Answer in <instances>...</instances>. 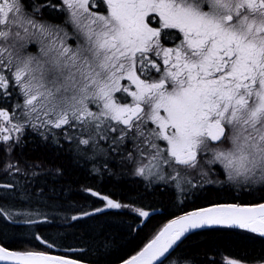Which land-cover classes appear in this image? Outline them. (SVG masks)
I'll list each match as a JSON object with an SVG mask.
<instances>
[{"label": "snow or ice", "instance_id": "1", "mask_svg": "<svg viewBox=\"0 0 264 264\" xmlns=\"http://www.w3.org/2000/svg\"><path fill=\"white\" fill-rule=\"evenodd\" d=\"M154 216L117 264H218L185 251L205 233L264 247V0H0V264H102Z\"/></svg>", "mask_w": 264, "mask_h": 264}, {"label": "trees", "instance_id": "2", "mask_svg": "<svg viewBox=\"0 0 264 264\" xmlns=\"http://www.w3.org/2000/svg\"><path fill=\"white\" fill-rule=\"evenodd\" d=\"M25 156L36 158L50 157L48 150L39 145L36 141H30L24 149ZM65 168L68 170V175L65 177L68 183L72 184L73 188L79 186L80 183L85 182V177L76 170H73L72 166L65 161ZM93 186H97L95 181L89 180ZM102 191L105 193H111L114 196H119L122 191H126V186L116 184L115 182H109L105 180L103 182ZM213 198H217L216 193H209ZM220 199H229V196L223 192L219 193ZM255 195L251 199H256ZM247 202V199L245 200ZM163 222L161 216H154L153 219L148 223V225L143 229V231L135 239L130 237L122 236L120 233H113L119 248L115 250L112 255L103 258L102 264H117V260L121 255H125L132 252L134 249L140 245L143 238L150 233L154 226H159ZM62 229L67 235L66 243L72 244L74 246H79L80 241L76 240L75 237H80L82 233L78 228L74 229L69 226H62ZM185 251L197 260L203 259L202 254L208 252L209 255H215V259L218 264H225L223 261L227 258L234 257H245L246 254L255 255L256 253L264 252V247L259 243L254 246L247 241H242L239 237L231 235L227 232L218 233H205L204 235H199L193 237L190 241L186 242ZM79 252L72 253L70 256H79ZM84 260H91L95 264L98 259L97 255H94L91 251H88L83 255Z\"/></svg>", "mask_w": 264, "mask_h": 264}, {"label": "bare ground", "instance_id": "3", "mask_svg": "<svg viewBox=\"0 0 264 264\" xmlns=\"http://www.w3.org/2000/svg\"><path fill=\"white\" fill-rule=\"evenodd\" d=\"M73 253H76V252H73ZM70 254H72V253H69L68 255H70Z\"/></svg>", "mask_w": 264, "mask_h": 264}, {"label": "flooded vegetation", "instance_id": "4", "mask_svg": "<svg viewBox=\"0 0 264 264\" xmlns=\"http://www.w3.org/2000/svg\"><path fill=\"white\" fill-rule=\"evenodd\" d=\"M226 264V260L223 261Z\"/></svg>", "mask_w": 264, "mask_h": 264}]
</instances>
